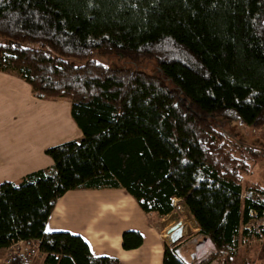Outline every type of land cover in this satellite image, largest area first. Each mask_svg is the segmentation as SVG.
I'll return each instance as SVG.
<instances>
[{
	"label": "trees",
	"instance_id": "1",
	"mask_svg": "<svg viewBox=\"0 0 264 264\" xmlns=\"http://www.w3.org/2000/svg\"><path fill=\"white\" fill-rule=\"evenodd\" d=\"M149 60L156 74L138 69ZM0 72L38 99L68 101L81 134L44 151L49 169L0 184V249L22 242L43 264H118L92 258L79 236L45 233L56 200L79 189L123 190L158 218L178 199L215 250L199 264L227 263L240 240L264 236V190L241 179L255 151L211 122L264 129V0H0ZM252 219L258 233L243 228ZM141 243L121 235L125 251ZM182 245L163 244L161 264H190Z\"/></svg>",
	"mask_w": 264,
	"mask_h": 264
},
{
	"label": "crops",
	"instance_id": "2",
	"mask_svg": "<svg viewBox=\"0 0 264 264\" xmlns=\"http://www.w3.org/2000/svg\"><path fill=\"white\" fill-rule=\"evenodd\" d=\"M80 136L70 116L68 101L38 99L19 77L0 72V184L17 183L31 172L49 169L52 161L44 151ZM176 204L179 208L178 199L173 200L172 213ZM163 218L144 214L123 190L79 189L67 191L56 200L44 230L81 237L92 258H113L118 264H161L163 244L170 243L168 229L180 223L181 237L187 236V228L181 221L157 226ZM190 222L195 233L196 226ZM124 232L139 233L141 245L123 250ZM197 244V250L190 254L183 249L184 244L181 246L183 260L190 263L194 253L201 256L212 245L208 239ZM8 251V248L0 249V264Z\"/></svg>",
	"mask_w": 264,
	"mask_h": 264
},
{
	"label": "rangeland",
	"instance_id": "3",
	"mask_svg": "<svg viewBox=\"0 0 264 264\" xmlns=\"http://www.w3.org/2000/svg\"><path fill=\"white\" fill-rule=\"evenodd\" d=\"M93 59L94 61L101 63L104 66L114 69L129 66L135 67L134 65H132V63L122 60V57L118 55H99L93 57ZM138 69L145 72L146 74H156L155 64L151 60L142 61L139 64ZM48 122L50 123V121ZM211 122L216 125L218 129L228 135L227 137H232L233 140L231 141L244 145L250 150L255 151V156L253 157V159L246 161V164L248 165L247 172L242 173L241 179L243 185L245 186L250 184H258V186L264 190V129L246 128L238 124L231 125L229 122L219 119H213L211 120ZM244 195L245 191H243V196ZM252 197L253 200H256L260 196L253 193ZM259 199L264 198L262 197ZM190 220L192 221L189 213L180 203L179 208L176 204L174 213L169 215L167 218H163L162 222L156 223V225L164 226L171 222L176 223L179 221H181V223H185V227L187 228V236L181 237L179 241L184 244L183 249L188 254H190L191 252H194L196 250L197 242L200 241V239L194 237L195 234L194 232H192V227L194 225L190 222ZM261 222V220L252 219L250 223H248L246 227L243 228L248 229V231L250 230L254 233H258L257 227L261 224ZM207 253H209L208 256L215 253L214 247H212V245L210 246V250H208ZM42 257L43 255L38 253L37 256H35L29 264H41V260L43 262ZM211 264H264V236H250L245 241L240 240L236 249L235 256L229 262L226 263L214 261Z\"/></svg>",
	"mask_w": 264,
	"mask_h": 264
},
{
	"label": "built area",
	"instance_id": "4",
	"mask_svg": "<svg viewBox=\"0 0 264 264\" xmlns=\"http://www.w3.org/2000/svg\"><path fill=\"white\" fill-rule=\"evenodd\" d=\"M198 244L196 245V250L198 248ZM213 247V246H212ZM9 251L7 252L6 256L2 260L1 264H10L11 261L17 258H21V264H29L35 256L38 254V250L36 247H31L24 250L22 242H17L13 245H11L9 248ZM209 253H205V255H196L193 254L191 258L190 264H199L202 260H204Z\"/></svg>",
	"mask_w": 264,
	"mask_h": 264
},
{
	"label": "water",
	"instance_id": "5",
	"mask_svg": "<svg viewBox=\"0 0 264 264\" xmlns=\"http://www.w3.org/2000/svg\"><path fill=\"white\" fill-rule=\"evenodd\" d=\"M167 234L169 236L170 243H174L179 240L182 235V228L180 226V223H176L175 225L170 227L167 231Z\"/></svg>",
	"mask_w": 264,
	"mask_h": 264
},
{
	"label": "clouds",
	"instance_id": "6",
	"mask_svg": "<svg viewBox=\"0 0 264 264\" xmlns=\"http://www.w3.org/2000/svg\"><path fill=\"white\" fill-rule=\"evenodd\" d=\"M205 240H207V239H205Z\"/></svg>",
	"mask_w": 264,
	"mask_h": 264
}]
</instances>
